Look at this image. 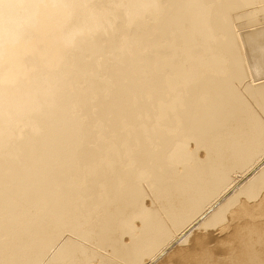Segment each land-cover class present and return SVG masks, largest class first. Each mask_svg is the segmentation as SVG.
<instances>
[{
	"label": "bare ground",
	"instance_id": "bare-ground-1",
	"mask_svg": "<svg viewBox=\"0 0 264 264\" xmlns=\"http://www.w3.org/2000/svg\"><path fill=\"white\" fill-rule=\"evenodd\" d=\"M0 264H264V0H0Z\"/></svg>",
	"mask_w": 264,
	"mask_h": 264
},
{
	"label": "rangeland",
	"instance_id": "rangeland-1",
	"mask_svg": "<svg viewBox=\"0 0 264 264\" xmlns=\"http://www.w3.org/2000/svg\"><path fill=\"white\" fill-rule=\"evenodd\" d=\"M216 233H214L213 235H215Z\"/></svg>",
	"mask_w": 264,
	"mask_h": 264
}]
</instances>
